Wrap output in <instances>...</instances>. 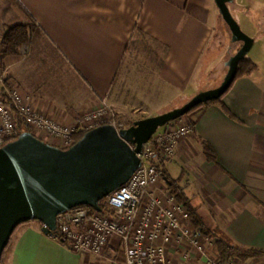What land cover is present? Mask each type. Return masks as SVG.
I'll return each mask as SVG.
<instances>
[{
  "label": "crops",
  "instance_id": "1",
  "mask_svg": "<svg viewBox=\"0 0 264 264\" xmlns=\"http://www.w3.org/2000/svg\"><path fill=\"white\" fill-rule=\"evenodd\" d=\"M231 6L234 16L246 14L237 0ZM29 15L45 33L0 62L37 110L64 125L104 100L117 109L136 94L139 105L174 102L226 73L228 57L214 50L222 18L215 0H0V55L5 29L27 24ZM255 62L257 72L237 79L223 98L231 115L220 104L197 107L184 116L194 132L157 163L179 180L207 226L264 251V59ZM155 83L160 91H152ZM204 141L215 161L204 154ZM107 254L120 256L117 238ZM91 257L97 256L74 253L30 221L15 231L4 264H110ZM241 264H264V255Z\"/></svg>",
  "mask_w": 264,
  "mask_h": 264
},
{
  "label": "built area",
  "instance_id": "2",
  "mask_svg": "<svg viewBox=\"0 0 264 264\" xmlns=\"http://www.w3.org/2000/svg\"><path fill=\"white\" fill-rule=\"evenodd\" d=\"M0 86L7 99L0 96V147L17 134V117L38 137L67 149L74 135L114 121L100 122L113 110L105 100L95 109L78 116L74 124L64 125L37 110L32 97L14 83L0 62ZM183 118V117H182ZM168 124L144 144L139 154L141 166L131 178L104 200L101 212L74 208L57 216V235L78 255H93L110 264H221L216 239L194 226L186 206L165 185L157 159L175 154L178 143L194 132L186 121ZM105 212V213H104ZM107 213V214H106ZM114 238L121 246L120 256L109 257ZM227 264H239L233 259Z\"/></svg>",
  "mask_w": 264,
  "mask_h": 264
},
{
  "label": "water",
  "instance_id": "3",
  "mask_svg": "<svg viewBox=\"0 0 264 264\" xmlns=\"http://www.w3.org/2000/svg\"><path fill=\"white\" fill-rule=\"evenodd\" d=\"M235 0H215L240 47L226 61L219 86L199 92L182 106L158 116L136 120L127 128L103 124L84 133L67 149L54 146L29 131L0 147V264L15 229L39 221L50 235L57 216L86 205L102 211L100 202L123 186L141 166L139 154L160 127H165L197 107L221 98L236 79L239 63L254 46L234 16Z\"/></svg>",
  "mask_w": 264,
  "mask_h": 264
},
{
  "label": "trees",
  "instance_id": "4",
  "mask_svg": "<svg viewBox=\"0 0 264 264\" xmlns=\"http://www.w3.org/2000/svg\"><path fill=\"white\" fill-rule=\"evenodd\" d=\"M231 9H232V6H231ZM43 33H45V32L37 24V22L34 20V18L31 15H29V20H28L27 24H22V25L19 24V25H14V26L6 28L5 32L3 34V37L1 39V55H0L1 61L8 56L18 54L20 48L23 45H27V44L31 43L35 38L42 36ZM257 70H258V64L253 59H251L247 56L244 60H242L239 63L238 72H237V76H236L235 81L239 78L249 77V76L253 75L255 72H257ZM234 82H233V84H234ZM233 84H232V86H233ZM231 87H230V89H231ZM230 89L218 100L206 103L204 105H208L211 103L220 104L221 107L223 108V110L226 113H228L229 115H231L223 103V98L230 91ZM0 96L3 97L4 99L8 98L5 87L0 86ZM170 123H173V122H170ZM170 123H168V124H170ZM25 131H29L33 135L38 137V135L35 134L24 123V121L18 116L17 117V134L13 138V140L16 139L22 132H25ZM83 135H84L83 132H77L74 135V143L76 141H78L80 138H82ZM202 144H203V151H204V154L206 155L207 159L209 161H215L216 153H215V150L213 149V147L206 141H204ZM161 174L163 177L165 176L162 173V171H161ZM163 179H165L169 190L175 195L176 199L186 206L187 210L190 213L191 221H192L193 225L200 227L203 230V232L205 233V235H211L216 239V249H217L218 257H219L221 264H227L229 261H231L233 259H238L239 261L244 263L248 259H251L253 257H260V256L264 255V251L256 249V248H247V247L239 246V245L235 244L233 241H231L228 237L221 234L219 231L213 229L210 226H207L204 223L202 217L189 204V201L186 198V196L182 190V187L179 185V180L178 179H172L170 177H166ZM104 200L105 199H103L100 202V205L102 208H104ZM76 208H84V209H87L89 211H94L91 207L86 206V205H81V206H78ZM36 222L40 223L39 221H36ZM21 225H19V226H21ZM17 228L15 229V231L17 230ZM15 231L13 232V235H14ZM13 235H12V237H13ZM53 235H57V232L53 233ZM12 237H11L7 247L5 248V250L3 252V255L1 258V264H4L6 256L10 253V251L12 249ZM58 241L61 242L65 246L67 244L66 240H64L62 237H59Z\"/></svg>",
  "mask_w": 264,
  "mask_h": 264
},
{
  "label": "rangeland",
  "instance_id": "5",
  "mask_svg": "<svg viewBox=\"0 0 264 264\" xmlns=\"http://www.w3.org/2000/svg\"><path fill=\"white\" fill-rule=\"evenodd\" d=\"M238 3L242 4L244 7H241L242 10L245 11L246 14H241L239 12H235V17L238 20L239 24L241 25L243 31L248 34L249 36L256 39V44L253 47V49L249 52L248 57L261 62L262 59H264V39L258 40L257 32L260 29V31L264 30V27L262 26V22L264 21V0H237ZM261 31V32H262ZM216 45L214 46V50H218V52H223L221 57H229L232 55L235 51H237L240 47V44H235L230 46V34L227 25L225 24L224 20L221 18V26L218 29V35H216ZM39 41L34 42L35 48L40 46ZM143 42V41H142ZM142 46H145V44L141 43ZM230 46V47H229ZM213 48V47H212ZM224 50V51H223ZM227 69H225L226 72ZM209 77H212L209 81L202 82V85L199 89L193 88L194 95L198 94L199 92L206 91L212 88H215L220 85L223 78H219L217 80H213V74ZM142 90H148L151 91L152 88L147 86V88H143L142 85H139ZM139 88V89H140ZM133 91L139 92L140 90ZM161 87L159 83H155L153 85V90L160 91ZM151 91V92H152ZM138 96V94H136ZM193 94H185L183 97L177 98L174 102H161L158 100H153L151 103H145L140 104L137 101V96H135V100L133 101L132 98H127L129 103L126 107H119L118 109L116 107L111 106V109L113 110L111 113L106 114L103 119L100 120V122L108 123L110 121H114L117 127L119 128H127L132 125V123L136 120L146 118V117H152V116H158L160 114L169 112L175 108H178L182 106L184 103H186L188 100H190L193 96ZM140 99V97L138 96ZM153 99H156L153 97ZM127 101V102H128ZM136 107V108H135ZM182 123H185V118L183 117L181 120ZM178 124L179 119L173 121V124ZM163 127H160L158 131L162 130ZM91 260L93 263L98 262L97 257H91ZM239 261V260H238ZM242 262L239 261V264ZM98 264V263H97ZM101 264H106L101 263ZM109 264V263H107Z\"/></svg>",
  "mask_w": 264,
  "mask_h": 264
}]
</instances>
